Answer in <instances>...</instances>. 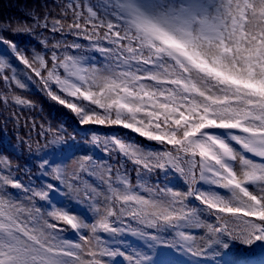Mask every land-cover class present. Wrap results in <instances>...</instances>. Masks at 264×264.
I'll return each instance as SVG.
<instances>
[{
	"label": "snow or ice",
	"instance_id": "obj_1",
	"mask_svg": "<svg viewBox=\"0 0 264 264\" xmlns=\"http://www.w3.org/2000/svg\"><path fill=\"white\" fill-rule=\"evenodd\" d=\"M42 7L0 20V82L38 83L81 126L120 127L148 144L117 135L101 144L93 133L92 147L118 152L119 167L85 148L69 171L75 136L50 124L43 145L19 141L38 162L39 185L0 154V264H174L173 253L231 264L224 256L237 244L260 253L239 264H264V0H108L104 18L89 0ZM80 40L110 58L103 69L88 66ZM9 100L34 107L0 90ZM177 178L186 191L173 190ZM57 195L82 214L55 207ZM38 202L53 209L51 222L41 223ZM66 228L82 243L62 236ZM193 230H202L196 251ZM130 237L144 243L130 251Z\"/></svg>",
	"mask_w": 264,
	"mask_h": 264
},
{
	"label": "trees",
	"instance_id": "obj_2",
	"mask_svg": "<svg viewBox=\"0 0 264 264\" xmlns=\"http://www.w3.org/2000/svg\"><path fill=\"white\" fill-rule=\"evenodd\" d=\"M107 2L108 0H89V3L93 6V10L97 11L98 16L101 18H104V5ZM43 5L53 6L54 0H0V20L8 18H22L25 12L32 9H35L39 12H44L46 9L42 7ZM68 22L70 23L71 21ZM5 35L10 34L6 33ZM71 39L72 37H69V40ZM79 42L85 45V50L82 52V55L87 61H89L88 66L94 65L97 68L103 69L104 65L109 62L110 58L105 57L104 53L97 52L94 48L90 47V42L87 40H80ZM100 46L107 47L108 45L106 42H102ZM5 51V46L0 45V53ZM18 71H20L21 77H23L24 69L22 66L18 65ZM61 74H63V70H61ZM24 82L27 84L26 89H18L14 84L9 86L0 82V90L6 92L9 96L18 95L24 99L30 100L34 105L32 108H26L16 105L11 100H9L7 105L0 102V154L8 157L13 165L19 166V171L16 172V176L22 178L23 182L29 181V176L25 175L24 173L26 170H30L32 180L34 181L35 185H39L40 180L36 179L39 169L36 166L38 162L34 159H30L25 145L21 144L19 141H29L32 143L33 147L36 146L37 142L43 145L45 140L51 139V137L41 135V132L43 129L48 128L50 124L52 126L62 125L67 130L66 134H72L75 136V141L73 143L78 146L75 156H72V154L69 153L68 159L65 161L69 171L77 167L76 160L81 155L89 154L88 151L84 153L81 152V147L89 149L93 155V158L97 159L99 162L114 165V170L115 167H119V162L122 160V157L118 152H114L110 156L106 157L102 151H97L92 147L91 136L93 133L101 137V144L105 138L111 135H117L118 137L125 139L126 142L135 141L141 144H148V142L144 141L135 133L120 127H106L91 124L81 126L78 123V117L65 106H62L51 100L41 89V86L38 83L34 84L28 80H24ZM14 115L16 117L15 119L12 118ZM150 146L158 147V145L155 144H151ZM125 166L128 169L131 182L135 184L136 176L134 166L130 162H125ZM0 167H2V165H0ZM158 177H161L159 172L156 174V176L151 177L149 182L151 184H155ZM83 178L92 184L98 183V180H90L86 175ZM177 179H173L171 183ZM160 186L163 187L162 179ZM197 187L203 190L205 186L198 184ZM217 190L220 191L221 194H225L226 191L220 189ZM55 201L58 202L54 205L55 207L66 206L67 209L72 210V214H82L83 212L81 208H77L71 204L69 198L67 197L62 198L60 196L59 198L55 199ZM193 203L198 204L199 202ZM36 206L39 207L41 213H43L41 223H43L45 220L51 222L47 213L53 209L48 207L46 202H38ZM201 218L207 222H214L212 219L208 220L204 217ZM85 219L87 218L85 217ZM71 231L72 230H70V228H66V230L62 232L61 235L66 239L72 240L73 243H82V241L78 240L77 237H74L71 234ZM193 231L195 232V230ZM85 234H87V230H85ZM162 239L168 242H173V237L167 234H162ZM143 243L144 242L139 238L130 237L127 244H125V247L131 245V251L133 249L139 248ZM202 247L203 245L200 243L199 235L197 234V243L194 247V251L199 250ZM237 250L244 252L248 257H254L260 254L258 250H250L244 245L237 244L227 250L224 260L227 262L229 256ZM86 251L87 246L85 247V252ZM82 259L87 260L90 259V257L87 255H82ZM172 260L174 264H207L203 257H196L186 253H173ZM231 264H234L233 260Z\"/></svg>",
	"mask_w": 264,
	"mask_h": 264
},
{
	"label": "rangeland",
	"instance_id": "obj_3",
	"mask_svg": "<svg viewBox=\"0 0 264 264\" xmlns=\"http://www.w3.org/2000/svg\"><path fill=\"white\" fill-rule=\"evenodd\" d=\"M85 147H81V152H86L84 151ZM77 149H75L74 151L76 152ZM172 186H173V190H182V191H186L187 190V186L186 184L183 182L182 179H177V180H174L172 183ZM250 190H254L250 187ZM206 219H211L207 214H205L204 216H202ZM195 232L199 235V239H200V235L202 234V230H195ZM259 255H256L254 257H248L244 252L240 251V250H237L235 252H233L229 257H232V260L234 262V264H239V261L241 260H249V259H252V258H255V257H259Z\"/></svg>",
	"mask_w": 264,
	"mask_h": 264
}]
</instances>
